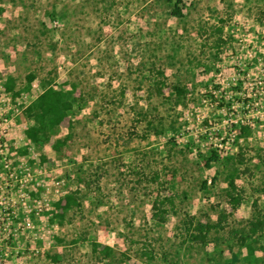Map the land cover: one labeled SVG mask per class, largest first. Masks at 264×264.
Instances as JSON below:
<instances>
[{
    "label": "rangeland",
    "instance_id": "374dc122",
    "mask_svg": "<svg viewBox=\"0 0 264 264\" xmlns=\"http://www.w3.org/2000/svg\"><path fill=\"white\" fill-rule=\"evenodd\" d=\"M0 7V99L29 74L32 100L49 83L76 96L72 126L28 148L26 171L0 169V264H264V229L250 231L264 218V0ZM73 192L80 206L57 207Z\"/></svg>",
    "mask_w": 264,
    "mask_h": 264
},
{
    "label": "trees",
    "instance_id": "16d2710c",
    "mask_svg": "<svg viewBox=\"0 0 264 264\" xmlns=\"http://www.w3.org/2000/svg\"><path fill=\"white\" fill-rule=\"evenodd\" d=\"M4 10L3 7H0V12ZM179 9L175 10V13H180ZM34 79L33 74H29L28 76V84L26 88L22 90H15L14 78L10 77L7 82V90H12L15 95L20 94L21 92H27L26 90L31 89L32 81ZM26 89V90H25ZM177 91L183 92L184 89L181 87L176 88ZM76 105V96L73 89H66L64 85L57 84H45L42 88V91L33 98L30 104L26 108V115L30 120L29 127L27 129V136L32 141L33 145L38 148H43L47 143L51 141L52 135L55 130L66 124L68 122V126H72L73 122L69 119L70 112L75 108ZM69 119V120H68ZM243 132L241 135H247L249 133V127L243 126ZM69 136L64 139H57L55 148H60L62 145L67 143ZM29 147L21 148V152H27ZM217 153H215L208 164L214 159H216ZM237 174H231L229 176V189L227 191V196L229 198L230 203L233 207H238L241 204L242 196L238 192V186L236 183ZM76 193L67 194L64 198H61L56 202L57 207L67 210L74 205H79L80 202L76 198ZM161 211L166 212L163 208L159 207ZM163 213V212H162ZM157 214L161 221L166 220V216L164 214ZM222 216L216 223L209 222H201L199 221L196 224V229L198 233H194L193 236L196 240L205 242L207 239L208 233L212 229H220L223 227L222 224ZM264 229V218L257 216L255 220L251 222L250 231L252 234L259 232ZM243 244L249 249L251 253H254L255 249L253 246L246 243L245 236H242ZM97 244H95L96 246ZM96 248V247H95ZM107 255H111L113 253V247L110 245H106L103 247V250ZM149 257L152 259L153 254H149Z\"/></svg>",
    "mask_w": 264,
    "mask_h": 264
},
{
    "label": "built area",
    "instance_id": "2783aa9c",
    "mask_svg": "<svg viewBox=\"0 0 264 264\" xmlns=\"http://www.w3.org/2000/svg\"><path fill=\"white\" fill-rule=\"evenodd\" d=\"M4 94L8 96L6 98L3 96L0 101H7L8 105H0V169L16 170V168H20L21 172H24L29 168V164L23 159L25 154L20 149L31 148L33 145L27 136L30 120L26 115V108L33 96L28 92L14 95L11 91ZM15 160H18L19 163L13 166ZM28 175L30 181L35 179L31 172H28Z\"/></svg>",
    "mask_w": 264,
    "mask_h": 264
}]
</instances>
